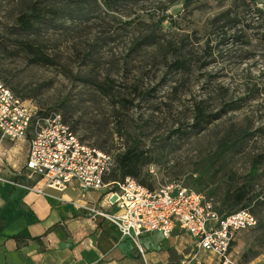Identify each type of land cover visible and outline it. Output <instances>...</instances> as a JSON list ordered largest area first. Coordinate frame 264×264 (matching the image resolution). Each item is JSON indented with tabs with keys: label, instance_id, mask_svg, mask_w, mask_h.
I'll list each match as a JSON object with an SVG mask.
<instances>
[{
	"label": "rangeland",
	"instance_id": "rangeland-1",
	"mask_svg": "<svg viewBox=\"0 0 264 264\" xmlns=\"http://www.w3.org/2000/svg\"><path fill=\"white\" fill-rule=\"evenodd\" d=\"M35 1L54 11L36 39L50 63L12 34ZM184 1L122 0L112 13L100 0H0V73L32 96L28 140L59 115L112 157L104 182H121L116 156L137 144L147 164L136 182L179 181L222 213L246 206L257 223L234 237L230 259L264 264V0Z\"/></svg>",
	"mask_w": 264,
	"mask_h": 264
},
{
	"label": "built area",
	"instance_id": "built-area-1",
	"mask_svg": "<svg viewBox=\"0 0 264 264\" xmlns=\"http://www.w3.org/2000/svg\"><path fill=\"white\" fill-rule=\"evenodd\" d=\"M32 115V107L15 97L0 80V162L7 155L4 142L27 139ZM113 166L109 154L81 143L60 116L54 115L37 121L28 142L24 168L29 177L43 180V188L59 193L71 186L82 193L104 190L105 206L113 210L94 207L85 210L114 224L121 238L132 242L142 257V236L158 233L168 240L178 232L190 238L193 259L204 253L213 257L216 264H234L230 259L234 237L257 223L250 211L221 216L210 199L179 181L155 189L131 177L105 183L104 176Z\"/></svg>",
	"mask_w": 264,
	"mask_h": 264
},
{
	"label": "crops",
	"instance_id": "crops-1",
	"mask_svg": "<svg viewBox=\"0 0 264 264\" xmlns=\"http://www.w3.org/2000/svg\"><path fill=\"white\" fill-rule=\"evenodd\" d=\"M28 142L3 144L7 155L0 162V264H197L198 257L186 261L193 255L191 240L178 232L168 240L158 233L142 236L140 256L114 224L85 210H113L105 206L104 190L82 193L71 186L59 193L43 188V180L29 177L24 168ZM171 254L180 260L173 263ZM199 261L216 264L211 256Z\"/></svg>",
	"mask_w": 264,
	"mask_h": 264
},
{
	"label": "trees",
	"instance_id": "trees-1",
	"mask_svg": "<svg viewBox=\"0 0 264 264\" xmlns=\"http://www.w3.org/2000/svg\"><path fill=\"white\" fill-rule=\"evenodd\" d=\"M100 1L106 11L114 13L117 5L122 0H100ZM192 1L194 0H185L184 4L186 6H190L192 4ZM53 15H54V11L49 6V4L45 3L40 5V2L35 1L31 3L26 9V11H24L23 14H21L17 18L18 26L15 28L16 31L15 30L12 31V34L20 38L17 39L20 40V44L18 45L23 47L22 49H24V52L27 55L33 57L34 63H38L39 61L43 63L44 62L50 63L46 58V56L43 54V51L41 47L38 45L36 39L39 37L38 27L48 26L49 23H51V21H47L45 19L46 17H53ZM165 19L166 18H163V20ZM123 24L129 25L130 21L128 22L125 21ZM173 65L175 66V68H182L184 66V62L183 60L179 59L176 60L173 63ZM0 80L4 84H5L4 81L7 82V80L2 76L1 73H0ZM6 87L8 88V86ZM9 90L15 95V97L19 98L22 101L32 98V96L30 95L22 94V91L19 90L17 87L11 86ZM194 114H195L194 120L196 123H199L200 121H203L205 118H207L205 116L206 115L205 111L201 108V105L199 104H197ZM231 145H233L232 141H225L223 146V151H226L229 147H231ZM115 164L118 171L120 172V177L122 179L125 177L138 179L144 166L147 164V158H144V153L139 150L137 144H133L129 147H126L123 152H121L116 156ZM139 184L144 185V183L141 181L139 182ZM245 207L246 206H240L239 208L233 211H229L228 213H222L216 209L215 211L221 216H227L239 210H248ZM2 231H3V225L0 224V235L2 234Z\"/></svg>",
	"mask_w": 264,
	"mask_h": 264
}]
</instances>
